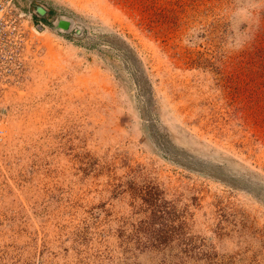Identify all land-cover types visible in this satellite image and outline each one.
Returning <instances> with one entry per match:
<instances>
[{"label":"rangeland","instance_id":"374dc122","mask_svg":"<svg viewBox=\"0 0 264 264\" xmlns=\"http://www.w3.org/2000/svg\"><path fill=\"white\" fill-rule=\"evenodd\" d=\"M0 264H264V0H0Z\"/></svg>","mask_w":264,"mask_h":264},{"label":"water","instance_id":"95a60500","mask_svg":"<svg viewBox=\"0 0 264 264\" xmlns=\"http://www.w3.org/2000/svg\"><path fill=\"white\" fill-rule=\"evenodd\" d=\"M37 10H38V12L41 13V14L46 13V9H44V8L41 7V6H37ZM70 25H71V21L68 20V19H60V20L58 21V24H57V26H58L59 28H62V29H69V28H70Z\"/></svg>","mask_w":264,"mask_h":264}]
</instances>
